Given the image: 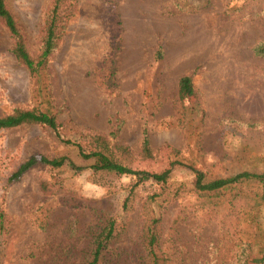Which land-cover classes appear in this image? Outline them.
<instances>
[{
	"label": "rangeland",
	"instance_id": "1",
	"mask_svg": "<svg viewBox=\"0 0 264 264\" xmlns=\"http://www.w3.org/2000/svg\"><path fill=\"white\" fill-rule=\"evenodd\" d=\"M51 3L5 0L33 57ZM263 44L264 0H75L38 92L0 19V116L37 107L60 123L0 129V264H78L109 219L116 231L98 264H147L152 217L165 264H264L259 186L199 193L185 166L164 185L136 184L94 172L65 142L90 150L102 135L119 162L152 172L174 160L208 179L264 171V54L254 52ZM182 76L193 89L183 99ZM31 156H64L82 170L36 163L10 179Z\"/></svg>",
	"mask_w": 264,
	"mask_h": 264
},
{
	"label": "trees",
	"instance_id": "2",
	"mask_svg": "<svg viewBox=\"0 0 264 264\" xmlns=\"http://www.w3.org/2000/svg\"><path fill=\"white\" fill-rule=\"evenodd\" d=\"M75 7V0H52V3L45 14L43 34L41 37L40 52L36 57L30 55L27 51L22 34L16 24V21L5 4V0H0V19L7 28L12 39L10 48L11 54L29 71L30 75L35 78L38 83V92L40 91V76L47 71L48 60L56 49L58 40L63 35L65 18L72 14ZM254 52L258 55L264 54V44L254 47ZM192 82L189 76H182L178 82V96L183 99L192 94ZM27 123H35L47 125L53 130H57L60 123L57 120V113L48 110H41L37 107L24 109L15 107L13 111L5 116H0V129L11 128ZM253 125L254 123H249ZM91 139L94 146L90 150H84L78 143L65 140L66 143L75 144L80 155L85 159H93L90 168L94 171H109L115 174H125L136 177V184L143 181L151 180L157 184H166L176 166L187 167L195 176L194 189L199 193L217 192L237 184L251 183L260 187L258 192L259 200L264 204V171L251 172L241 171L228 177H217L208 179L204 172L195 168L193 165L174 160L168 167L160 172H152L148 170L133 169L128 165H124L111 155L107 139L102 135H93ZM117 148L127 151L126 148L117 146ZM176 151V150H175ZM141 155L145 158L151 156V146L147 132L144 131L141 142ZM76 171L82 170V167L76 166L69 162L66 157L60 156L48 159L44 156H31L25 162L21 163L18 168L11 173L10 179H18L29 167L36 163L48 164L52 167H60L65 162ZM5 223V213L0 206V231ZM158 223L159 219L152 217L143 230V243L146 249L147 264H165L166 258L161 252L158 239ZM116 231V222L109 219L102 229L95 235L93 239L92 249L87 259L82 260L78 264H98L103 251L106 249L109 241L114 237Z\"/></svg>",
	"mask_w": 264,
	"mask_h": 264
}]
</instances>
